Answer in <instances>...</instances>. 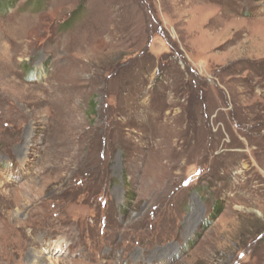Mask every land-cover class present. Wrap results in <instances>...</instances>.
<instances>
[{
	"label": "rangeland",
	"instance_id": "rangeland-1",
	"mask_svg": "<svg viewBox=\"0 0 264 264\" xmlns=\"http://www.w3.org/2000/svg\"><path fill=\"white\" fill-rule=\"evenodd\" d=\"M0 264H264V0H0Z\"/></svg>",
	"mask_w": 264,
	"mask_h": 264
}]
</instances>
